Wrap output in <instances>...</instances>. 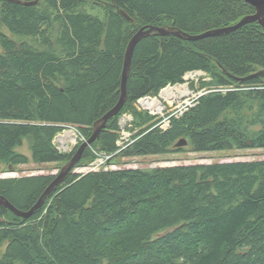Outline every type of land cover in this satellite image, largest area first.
I'll use <instances>...</instances> for the list:
<instances>
[{"label": "trees", "instance_id": "obj_1", "mask_svg": "<svg viewBox=\"0 0 264 264\" xmlns=\"http://www.w3.org/2000/svg\"><path fill=\"white\" fill-rule=\"evenodd\" d=\"M254 13L244 0H0V166L68 165L118 104L126 51L140 29L198 35ZM194 71L205 73L203 93L166 127L162 116L136 106ZM259 71L258 22L196 40L142 37L123 109L74 169L28 217L0 202V264H264V160L75 171L95 161V151L117 152L113 165L264 148V75L241 80ZM126 112L131 137L121 148ZM70 126L81 138L61 151L55 139ZM183 139L188 144L177 146ZM24 144L30 156L18 150ZM58 175L0 177V199L28 212Z\"/></svg>", "mask_w": 264, "mask_h": 264}, {"label": "rangeland", "instance_id": "obj_2", "mask_svg": "<svg viewBox=\"0 0 264 264\" xmlns=\"http://www.w3.org/2000/svg\"><path fill=\"white\" fill-rule=\"evenodd\" d=\"M190 73L185 75L184 83L167 86V87H175V86L185 85L188 88L187 93L184 94L178 93L172 99H166L165 97H162L161 92L158 96H147L150 98L160 97L162 101L161 109H156V108L152 109L151 107H145L142 102V99L144 98L137 101L136 106L139 109L148 110L153 114H158L162 116L164 118L162 121V126L166 127L169 118L171 116L182 115L191 106L195 105L199 95L203 93L200 89L199 80L202 77H205V74L201 71L200 72L194 71ZM167 87H165L164 89H166ZM131 123H132L131 113L129 112L124 113V115L120 119L121 137L123 133L126 134V137H131V131L129 130ZM80 138L81 136L78 130L74 126H70L56 137L55 143L61 151L68 152L71 151L76 145H78ZM127 143L128 142H123L120 145V147L124 148L127 145ZM18 150L28 154L29 156L31 155L26 144L21 146ZM95 154L99 159H102L99 156L106 155L107 153L95 151ZM109 159L107 160V165L106 163L105 164L103 163L104 166L103 168H105L106 166L108 168L118 169L121 167L151 168L157 166L165 167V166L180 165V164H187V165L203 164V163L209 164V163L227 162V161L264 160V148L245 149V150L230 149V150L214 151V152H195L193 150H187L181 153L166 154V155H149V156L137 157L132 159L117 158L116 159L117 164H113V165H109L108 163ZM95 162L96 160L90 163L89 165L78 167L76 168L75 171L79 173H87L89 171H94L90 169L93 168V166H96L94 164ZM66 166L55 163L37 164L33 161H31L28 164L20 165L17 168L12 166L10 167V169L9 168L7 169V167L1 165L0 177H20V176L38 175V174H59ZM4 248L5 246L3 247V249Z\"/></svg>", "mask_w": 264, "mask_h": 264}, {"label": "water", "instance_id": "obj_3", "mask_svg": "<svg viewBox=\"0 0 264 264\" xmlns=\"http://www.w3.org/2000/svg\"><path fill=\"white\" fill-rule=\"evenodd\" d=\"M244 1L253 5L256 9V13H254L253 15H249V16L244 17L239 23H237L236 25H233V26L224 27L221 29H215L212 31H207L205 33L194 35V36L181 34L179 32H176L175 30L173 31V29L166 30L165 28L159 29L157 27H147V28L144 27V28L140 29L138 31V33L132 38V40L129 43V46L127 48V51H126L125 65H124L123 76H122V87H121L120 100H119L118 104L103 117L101 123L96 127V130H95L93 136L88 141H85L79 147V149H78L77 153L75 154L74 158L72 159V161L59 173V175L57 176L56 180L52 183L50 188L45 192L43 197L39 200V202L30 211H28V212L20 211L16 207H14L12 204H10L7 201H4L3 199H0V202L4 205L8 206L9 208H11L16 214H18L22 217H28V216L32 215L34 213V211L39 206H41L42 202L44 201V198L46 197L48 192L52 189V187L55 186V184H58L71 170L74 169L75 165L82 158V155H83L85 148L87 146L91 145L95 141V139L97 138V136L100 133V130L105 127L108 119L110 117H112L113 115H116L117 113H119V111L124 106V104L126 102V98H127V80H128V75H129V70H130L133 52H134L136 44L138 43V41L142 37L156 31L157 33H160L162 36H165L169 33H175L179 37H184V38H187L189 40H196V39H200L203 37L217 35V34H221V33H229V32H232V31L242 27L243 25H245L247 23H251V22H255V21H258L264 27V0H244ZM18 3H21V1H18ZM35 3H36V1L35 2H25L24 4L25 5H31V4H35ZM260 75H264V72L259 71L256 74L250 75L246 78H252V77H256V76H260ZM187 144H188L187 140L183 139L177 143V146H186Z\"/></svg>", "mask_w": 264, "mask_h": 264}, {"label": "bare ground", "instance_id": "obj_4", "mask_svg": "<svg viewBox=\"0 0 264 264\" xmlns=\"http://www.w3.org/2000/svg\"><path fill=\"white\" fill-rule=\"evenodd\" d=\"M35 2V1H33ZM37 3V1H36ZM35 3V4H36ZM33 5V4H31ZM126 15V14H125ZM128 17V16H127ZM242 20V19H241ZM240 22V21H239ZM238 22V23H239ZM256 22V21H255ZM260 24V23H259ZM236 25V24H235ZM233 26V25H232ZM162 28H165L166 30H170L171 28H168V27H162ZM156 32V31H154ZM153 33V32H152ZM160 34V33H159ZM194 36V35H192ZM197 72V71H196ZM200 72V71H199ZM203 72V71H201ZM204 73V72H203ZM191 74V73H190ZM205 74V73H204ZM253 74H256V73H253ZM251 74V75H253ZM250 76V75H249ZM262 76V75H260ZM248 77V76H246ZM241 78V80H245V79H250V78ZM256 77H259V76H256ZM256 77H252V78H256ZM188 92V88L187 86H175V87H167L166 89L163 88V90L161 91V96L162 97H165L166 99H172L176 96V94L178 93H187ZM142 99V98H141ZM142 102H143V105L145 107H151L152 109H161L162 107V101L160 99V97H156V98H150V97H144V99H142ZM123 109V108H122ZM64 131V130H63ZM62 131V132H63ZM79 149V148H78ZM72 171V170H71Z\"/></svg>", "mask_w": 264, "mask_h": 264}, {"label": "built area", "instance_id": "obj_5", "mask_svg": "<svg viewBox=\"0 0 264 264\" xmlns=\"http://www.w3.org/2000/svg\"><path fill=\"white\" fill-rule=\"evenodd\" d=\"M123 126V125H122ZM123 129H124V127H123ZM129 140H130V137H126V134H124L123 133V135H122V137L120 138V141H118V145L120 146L123 142H129ZM117 153V152H116ZM116 153H113V154H111V155H108V154H106V155H101V156H99V157H101L102 159H99L98 157H97V159H96V162L94 163L96 166H93V168H89L90 170H100L101 168L103 169V163L105 164V163H107V160L109 159V158H111V156H114ZM100 160V161H99ZM107 165V164H106ZM87 168V167H86ZM108 167L106 166L104 169H107Z\"/></svg>", "mask_w": 264, "mask_h": 264}, {"label": "flooded vegetation", "instance_id": "obj_6", "mask_svg": "<svg viewBox=\"0 0 264 264\" xmlns=\"http://www.w3.org/2000/svg\"><path fill=\"white\" fill-rule=\"evenodd\" d=\"M256 22H258V21H256ZM259 23V22H258ZM261 25V24H260Z\"/></svg>", "mask_w": 264, "mask_h": 264}]
</instances>
